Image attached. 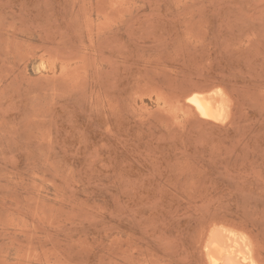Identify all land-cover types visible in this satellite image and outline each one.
I'll use <instances>...</instances> for the list:
<instances>
[{
    "label": "rangeland",
    "instance_id": "1",
    "mask_svg": "<svg viewBox=\"0 0 264 264\" xmlns=\"http://www.w3.org/2000/svg\"><path fill=\"white\" fill-rule=\"evenodd\" d=\"M215 229L264 264V0H0V264H209Z\"/></svg>",
    "mask_w": 264,
    "mask_h": 264
},
{
    "label": "bare ground",
    "instance_id": "2",
    "mask_svg": "<svg viewBox=\"0 0 264 264\" xmlns=\"http://www.w3.org/2000/svg\"><path fill=\"white\" fill-rule=\"evenodd\" d=\"M202 118L224 122L228 115V100L221 91L195 93L188 100ZM221 229V228H220ZM243 235V234H242ZM230 229L213 230L206 240L209 264H257L250 240ZM260 259V258H259ZM263 262V261H262ZM259 264V263H258Z\"/></svg>",
    "mask_w": 264,
    "mask_h": 264
}]
</instances>
